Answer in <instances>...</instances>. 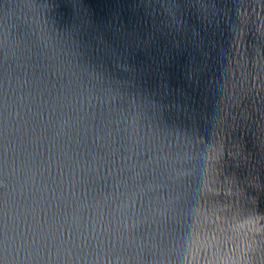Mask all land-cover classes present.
I'll return each mask as SVG.
<instances>
[{
	"label": "water",
	"instance_id": "1",
	"mask_svg": "<svg viewBox=\"0 0 264 264\" xmlns=\"http://www.w3.org/2000/svg\"><path fill=\"white\" fill-rule=\"evenodd\" d=\"M0 264H264V0H0Z\"/></svg>",
	"mask_w": 264,
	"mask_h": 264
}]
</instances>
